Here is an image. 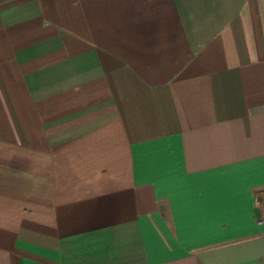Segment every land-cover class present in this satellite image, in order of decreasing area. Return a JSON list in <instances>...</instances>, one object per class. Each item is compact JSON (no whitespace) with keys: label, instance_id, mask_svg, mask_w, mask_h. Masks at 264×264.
<instances>
[{"label":"crops","instance_id":"crops-1","mask_svg":"<svg viewBox=\"0 0 264 264\" xmlns=\"http://www.w3.org/2000/svg\"><path fill=\"white\" fill-rule=\"evenodd\" d=\"M0 264H264V0H0Z\"/></svg>","mask_w":264,"mask_h":264}]
</instances>
